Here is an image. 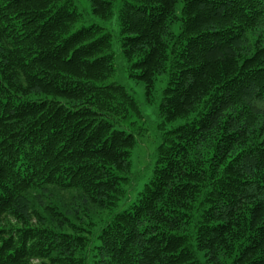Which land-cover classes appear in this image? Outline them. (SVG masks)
Here are the masks:
<instances>
[{
	"label": "trees",
	"instance_id": "1",
	"mask_svg": "<svg viewBox=\"0 0 264 264\" xmlns=\"http://www.w3.org/2000/svg\"><path fill=\"white\" fill-rule=\"evenodd\" d=\"M166 123L109 82L76 0H0V264H264V0H89Z\"/></svg>",
	"mask_w": 264,
	"mask_h": 264
},
{
	"label": "rangeland",
	"instance_id": "2",
	"mask_svg": "<svg viewBox=\"0 0 264 264\" xmlns=\"http://www.w3.org/2000/svg\"><path fill=\"white\" fill-rule=\"evenodd\" d=\"M76 1L78 10L82 14V18L76 24L75 28L89 26L92 23H100L113 34L112 51L115 54L116 70L114 75L109 78V82L123 84L129 92L134 95L143 114V118L135 116L129 117V119L122 121L120 125H118V128L136 135L138 146L131 155L132 168L133 171L138 173L139 171H146L147 168L145 167L151 163L154 147L155 144L159 143L161 133L166 129L176 126L180 122V120H178L163 125V119L159 114L158 104L161 99V90L165 83L161 82V80L157 82L154 102H148L144 83L130 77L128 74V63L123 56L119 39V27L117 25L109 24L93 15L89 0Z\"/></svg>",
	"mask_w": 264,
	"mask_h": 264
}]
</instances>
